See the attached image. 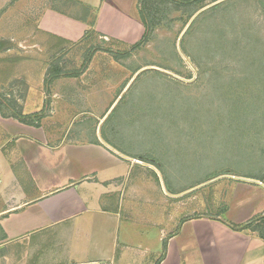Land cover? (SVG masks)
Wrapping results in <instances>:
<instances>
[{"label": "rangeland", "instance_id": "obj_1", "mask_svg": "<svg viewBox=\"0 0 264 264\" xmlns=\"http://www.w3.org/2000/svg\"><path fill=\"white\" fill-rule=\"evenodd\" d=\"M111 1L86 0L91 11L51 0L58 13L88 15L113 36L56 18L55 31L73 30V41L39 29L38 11L7 1L0 100L14 115L17 99L35 98L36 109L42 100L35 114L53 113L59 134L99 130L107 145L147 164L123 177L150 199L164 198L156 209L169 236L179 231L177 243L192 251L191 229L202 230L205 256L188 252L185 264H264V0H139L140 32L126 3ZM55 70L68 75L46 83ZM230 226L242 243L218 233Z\"/></svg>", "mask_w": 264, "mask_h": 264}, {"label": "crops", "instance_id": "obj_2", "mask_svg": "<svg viewBox=\"0 0 264 264\" xmlns=\"http://www.w3.org/2000/svg\"><path fill=\"white\" fill-rule=\"evenodd\" d=\"M7 1L0 0V9ZM71 1L92 11L86 0ZM113 2L122 9L126 3L124 10L140 32L139 0ZM17 3L24 11H38L37 27L62 40L73 41V30L55 31L59 28L56 18L63 16L82 25L85 32L92 25L97 33L113 37L98 29L88 15L75 19L58 13L51 0ZM47 19L51 23L44 25ZM42 103L39 100L36 109L35 98L17 99L13 107H18L19 114L15 115L10 105L0 104V264H185L188 252L204 258L198 238L201 229L192 227L193 249L188 251L189 247L177 243L179 231L169 236L167 224L162 223L163 214L156 207L164 198L150 199L145 187L125 181L123 175L134 165L148 168L147 164L117 152L98 131L80 127L74 133L67 129L59 134L53 113L50 118L43 117V111L35 114L42 110ZM55 103L52 99L51 107ZM150 229H156L155 236ZM218 231L223 238L242 243L241 234ZM207 234L204 240L211 244L215 232ZM92 252L94 256L86 259ZM63 258L68 262L63 263Z\"/></svg>", "mask_w": 264, "mask_h": 264}, {"label": "trees", "instance_id": "obj_3", "mask_svg": "<svg viewBox=\"0 0 264 264\" xmlns=\"http://www.w3.org/2000/svg\"><path fill=\"white\" fill-rule=\"evenodd\" d=\"M71 1V0H70ZM195 1H197V0H190L188 3H192V2H195ZM143 26H144V28H145V30L147 31L148 30V25L145 23V22H143ZM147 33V32H146ZM146 33H144L143 34V36H142V38L137 42V43H135L126 53H130L131 51H133V50H135V49H137V48H139V46L144 42V40L146 39ZM2 46H4V44L3 43H0V49H1V47ZM93 52H91V54H92ZM87 67L85 66L84 67V70L86 69ZM81 72V71H80ZM80 72H78V73H76V74H74V75H78V74H80ZM67 76L68 74H64V73H60V72H57L56 70H55V73H53L51 76H50V78L46 81V83H50L53 79H56L57 77H59V76ZM0 104H1V100H0ZM18 117H20V116H18ZM222 224H224L225 225V223H222ZM228 228H230V230L231 231H237V228H234V227H232V226H230V227H228ZM262 239H263V241H264V235L262 236Z\"/></svg>", "mask_w": 264, "mask_h": 264}, {"label": "water", "instance_id": "obj_4", "mask_svg": "<svg viewBox=\"0 0 264 264\" xmlns=\"http://www.w3.org/2000/svg\"><path fill=\"white\" fill-rule=\"evenodd\" d=\"M98 133H99V130H98Z\"/></svg>", "mask_w": 264, "mask_h": 264}]
</instances>
